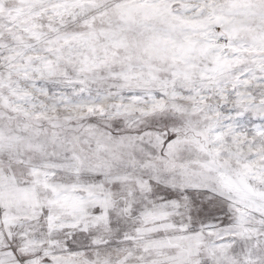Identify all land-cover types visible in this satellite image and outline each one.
<instances>
[{
	"label": "rangeland",
	"instance_id": "1",
	"mask_svg": "<svg viewBox=\"0 0 264 264\" xmlns=\"http://www.w3.org/2000/svg\"><path fill=\"white\" fill-rule=\"evenodd\" d=\"M0 256L264 264V0H0Z\"/></svg>",
	"mask_w": 264,
	"mask_h": 264
},
{
	"label": "crops",
	"instance_id": "2",
	"mask_svg": "<svg viewBox=\"0 0 264 264\" xmlns=\"http://www.w3.org/2000/svg\"><path fill=\"white\" fill-rule=\"evenodd\" d=\"M18 259L19 258H5L4 256H0V264H24L22 260Z\"/></svg>",
	"mask_w": 264,
	"mask_h": 264
}]
</instances>
